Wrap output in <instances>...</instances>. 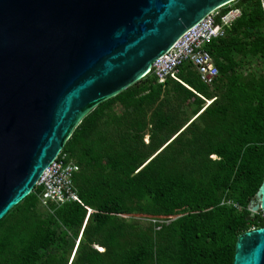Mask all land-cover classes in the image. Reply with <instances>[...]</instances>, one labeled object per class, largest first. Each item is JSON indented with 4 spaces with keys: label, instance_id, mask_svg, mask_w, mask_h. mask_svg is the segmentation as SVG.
<instances>
[{
    "label": "trees",
    "instance_id": "16d2710c",
    "mask_svg": "<svg viewBox=\"0 0 264 264\" xmlns=\"http://www.w3.org/2000/svg\"><path fill=\"white\" fill-rule=\"evenodd\" d=\"M261 4L218 10L241 16L207 47L212 86L186 64L83 117L62 149L79 201L45 206L35 187L0 220V264H233L237 238L264 227L250 211L264 180Z\"/></svg>",
    "mask_w": 264,
    "mask_h": 264
},
{
    "label": "water",
    "instance_id": "95a60500",
    "mask_svg": "<svg viewBox=\"0 0 264 264\" xmlns=\"http://www.w3.org/2000/svg\"><path fill=\"white\" fill-rule=\"evenodd\" d=\"M234 1L0 0V220L83 117ZM250 211L264 216V180ZM233 264H264V227L237 238Z\"/></svg>",
    "mask_w": 264,
    "mask_h": 264
},
{
    "label": "built area",
    "instance_id": "2783aa9c",
    "mask_svg": "<svg viewBox=\"0 0 264 264\" xmlns=\"http://www.w3.org/2000/svg\"><path fill=\"white\" fill-rule=\"evenodd\" d=\"M261 5L264 11V3L262 2ZM218 10L206 15L181 35L153 63L148 74H153L159 84L168 79L178 80L180 68L187 64L196 71L202 84L208 87L212 86L218 78L219 72L207 47L212 41L223 38L226 29L241 16L240 9L231 8L225 15L221 16L219 21H216ZM77 171V166L67 162V156L60 151L42 173L35 186L42 188L39 196L41 203L46 206L48 202H53L56 205L78 202V195L72 181L73 175Z\"/></svg>",
    "mask_w": 264,
    "mask_h": 264
},
{
    "label": "rangeland",
    "instance_id": "374dc122",
    "mask_svg": "<svg viewBox=\"0 0 264 264\" xmlns=\"http://www.w3.org/2000/svg\"><path fill=\"white\" fill-rule=\"evenodd\" d=\"M261 2H263L264 3V0H261ZM208 103V102H207ZM138 218H140V217H138Z\"/></svg>",
    "mask_w": 264,
    "mask_h": 264
},
{
    "label": "crops",
    "instance_id": "0c3cea01",
    "mask_svg": "<svg viewBox=\"0 0 264 264\" xmlns=\"http://www.w3.org/2000/svg\"><path fill=\"white\" fill-rule=\"evenodd\" d=\"M233 8V7H232Z\"/></svg>",
    "mask_w": 264,
    "mask_h": 264
}]
</instances>
